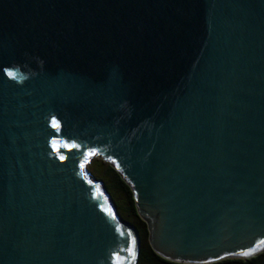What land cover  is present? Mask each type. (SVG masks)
<instances>
[{"label": "water", "instance_id": "1", "mask_svg": "<svg viewBox=\"0 0 264 264\" xmlns=\"http://www.w3.org/2000/svg\"><path fill=\"white\" fill-rule=\"evenodd\" d=\"M94 156L164 258L263 251L264 0H0V264H137Z\"/></svg>", "mask_w": 264, "mask_h": 264}, {"label": "trees", "instance_id": "2", "mask_svg": "<svg viewBox=\"0 0 264 264\" xmlns=\"http://www.w3.org/2000/svg\"><path fill=\"white\" fill-rule=\"evenodd\" d=\"M91 160V163L100 160L104 164H108L109 169L106 170L108 179L105 182L106 190L110 194L121 217L133 224L139 232L141 245L137 264H192L166 259L152 248L148 223L139 214L131 184L111 162L99 156H94ZM204 264H264V250L249 258L227 257Z\"/></svg>", "mask_w": 264, "mask_h": 264}, {"label": "rangeland", "instance_id": "3", "mask_svg": "<svg viewBox=\"0 0 264 264\" xmlns=\"http://www.w3.org/2000/svg\"><path fill=\"white\" fill-rule=\"evenodd\" d=\"M92 161V160H91ZM87 164V170L91 174V176L95 179L101 180L104 185L107 182L108 176L106 174V170L109 169L108 164H104L100 160L93 161L92 163Z\"/></svg>", "mask_w": 264, "mask_h": 264}, {"label": "snow or ice", "instance_id": "4", "mask_svg": "<svg viewBox=\"0 0 264 264\" xmlns=\"http://www.w3.org/2000/svg\"><path fill=\"white\" fill-rule=\"evenodd\" d=\"M9 76H12L13 74L11 72L8 73ZM61 160L64 159V157H60Z\"/></svg>", "mask_w": 264, "mask_h": 264}]
</instances>
